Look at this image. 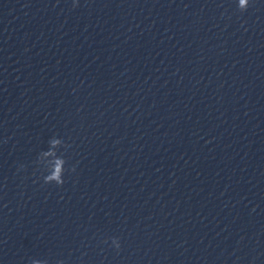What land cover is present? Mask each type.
Returning a JSON list of instances; mask_svg holds the SVG:
<instances>
[{
	"label": "water",
	"instance_id": "95a60500",
	"mask_svg": "<svg viewBox=\"0 0 264 264\" xmlns=\"http://www.w3.org/2000/svg\"><path fill=\"white\" fill-rule=\"evenodd\" d=\"M237 5L0 0V264H264V0Z\"/></svg>",
	"mask_w": 264,
	"mask_h": 264
},
{
	"label": "clouds",
	"instance_id": "9594fccd",
	"mask_svg": "<svg viewBox=\"0 0 264 264\" xmlns=\"http://www.w3.org/2000/svg\"><path fill=\"white\" fill-rule=\"evenodd\" d=\"M251 0H238V9L240 12L246 11L250 6ZM72 7H78V0H72ZM49 147L46 151L39 153L36 164L43 169V183L45 185L54 184L58 187H62L65 183V173L75 172L76 168L73 165L70 168H66L67 160L64 157V153L61 149L67 150L68 145L62 138L52 137L48 141ZM24 166L21 165V168ZM111 246L115 248L117 253L121 250V242L118 237H111ZM103 243H108L105 239ZM31 264H49L47 259H33ZM54 264H65L63 259L56 260Z\"/></svg>",
	"mask_w": 264,
	"mask_h": 264
}]
</instances>
